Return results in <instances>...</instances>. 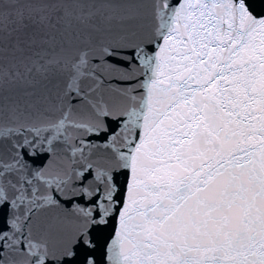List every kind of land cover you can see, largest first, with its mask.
I'll list each match as a JSON object with an SVG mask.
<instances>
[{
	"label": "snow or ice",
	"instance_id": "snow-or-ice-1",
	"mask_svg": "<svg viewBox=\"0 0 264 264\" xmlns=\"http://www.w3.org/2000/svg\"><path fill=\"white\" fill-rule=\"evenodd\" d=\"M0 264H264V0H0Z\"/></svg>",
	"mask_w": 264,
	"mask_h": 264
}]
</instances>
